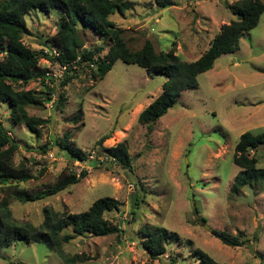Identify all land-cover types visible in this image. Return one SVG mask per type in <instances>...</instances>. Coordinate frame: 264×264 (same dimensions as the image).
Here are the masks:
<instances>
[{"label": "rangeland", "instance_id": "1", "mask_svg": "<svg viewBox=\"0 0 264 264\" xmlns=\"http://www.w3.org/2000/svg\"><path fill=\"white\" fill-rule=\"evenodd\" d=\"M125 1L129 8L124 14L114 13L109 20L123 30L129 48L139 50L150 41L155 51L174 49L181 60L193 61L209 47L222 24L236 19L231 6L239 0H173L174 5L166 8H159L155 0ZM58 20L55 11L30 10L25 15L28 33L23 43L41 54L42 40L55 33ZM78 32L85 48L108 44L91 29L79 26ZM261 69L264 12L254 28L242 33L237 50L220 55L210 70L199 74L198 87L183 90L150 132L137 116L161 93L166 76L149 75L120 59L102 79H93L95 66L85 64L76 72H65L70 79L62 87L57 84L52 95V100L59 93L64 96L61 108L55 109L52 101L28 105L29 115L46 120L38 127L39 135L23 123H13L9 104H0V122L18 143L13 161L23 163L34 177L19 183L20 188L34 194L71 171L87 172L79 182L40 200L21 202L8 196L12 217L37 226L46 207L78 213L109 196L120 205L104 217L119 231L107 236L85 234L64 244L69 255L91 257L75 264H198L192 255L195 249L221 264H264V186H245L239 194L229 193L241 170L232 161L239 136L246 131L264 133ZM45 70L58 72L42 58L34 71L36 78L22 87L45 98L46 83L37 75ZM66 132L71 146L83 150L88 161H70L55 146L54 141ZM106 134L109 138L99 146L97 140ZM122 140L132 159L131 168L121 169L101 153V147ZM44 144L49 147L43 151ZM253 153L256 167L264 168V146ZM145 226L165 227L179 237L166 243L164 254L152 258L141 244ZM211 229L233 236L241 233L246 242L238 247L223 244L211 235ZM18 262L66 264L43 241L18 240L0 249V264Z\"/></svg>", "mask_w": 264, "mask_h": 264}, {"label": "trees", "instance_id": "2", "mask_svg": "<svg viewBox=\"0 0 264 264\" xmlns=\"http://www.w3.org/2000/svg\"><path fill=\"white\" fill-rule=\"evenodd\" d=\"M159 8L174 5L173 0H155ZM129 8L125 0H2L0 1V49L3 56L0 59V104H9V114L13 123H23L30 131L39 135L38 127L46 120L31 116L26 107L31 104L50 102L55 86L47 84L45 98L31 89H24L36 78L34 73L39 60L44 58L51 62L57 61L67 65L66 72H76L83 64L87 67L95 66L92 70L93 79H102L111 70L118 59L125 63H133L146 70L149 75L162 74L166 80L162 84L161 93L143 108L137 116L140 123H146L150 132L152 124L162 117L169 108L173 107L185 89L198 87L197 76L210 70L215 60L222 54L237 50L239 39L243 32L254 28L264 12L262 0H239L231 6L236 19L222 24L218 32L209 43V47L193 61H183L175 53L169 51H155L152 43L146 41L139 50L128 47L122 36L123 30L117 28L109 16L118 13L123 15ZM32 9L45 12L55 11L59 16L57 29L54 34L42 40L41 54L27 47L22 37L28 33L25 15ZM79 26L91 29L94 33L107 41V46L85 48L79 35ZM5 43V44H4ZM107 48V49H106ZM56 49L58 56H51L44 50ZM106 49V52L101 53ZM47 70H45L46 72ZM260 71L264 72V69ZM45 72L37 75L45 81ZM70 77L64 75L59 86L66 85ZM15 86L21 87L16 88ZM64 96L58 94L53 99L56 108H61ZM81 113V112H80ZM72 119L76 122L81 114ZM109 135H103L97 140L102 145ZM71 137L66 132L57 139L55 146L62 150L70 161H88L86 153L78 147L71 146ZM264 146V133L254 134L243 132L234 146L232 161L241 168L234 177L229 188L231 195L239 194L245 186H264V168H257V159L250 151ZM49 144L40 148L44 151ZM101 153L121 169L131 168V158L125 140L115 146L103 148ZM18 150V143L7 133L0 122V249L6 248L15 241L26 243L46 242L54 253L66 264L86 261L91 257L85 254L69 255L63 250V245L78 236L90 234L92 236H107L119 231L117 225L110 223L105 217L106 211L117 210L120 202L109 196L96 199L87 210L78 213L57 212L50 207L44 208L42 222L35 226L30 222H18L11 214L8 196L15 197L21 202L36 201L54 195L69 185L79 182L86 175L83 170L77 175L69 172L60 177L51 187L29 194L18 185L30 180L33 174L23 163L15 164L13 157ZM198 217V208H194ZM202 221L205 219L200 218ZM69 229L70 231H66ZM142 247L155 258L165 253V245L170 239L178 238V234L170 232L165 227H149L142 229ZM211 235L223 244L238 247L246 239L241 233L233 236L225 230L211 229ZM198 264H221L200 249L192 252ZM22 264V263H17Z\"/></svg>", "mask_w": 264, "mask_h": 264}, {"label": "built area", "instance_id": "3", "mask_svg": "<svg viewBox=\"0 0 264 264\" xmlns=\"http://www.w3.org/2000/svg\"><path fill=\"white\" fill-rule=\"evenodd\" d=\"M45 52H48L51 56H58L59 52L56 49H45ZM49 64L54 65L56 67L57 73L52 70H47L45 72V83L49 86H56L60 83V81L63 79V75L67 70V65H61L57 61L51 62L47 59H45ZM53 95V94H52ZM53 103V100H51Z\"/></svg>", "mask_w": 264, "mask_h": 264}, {"label": "water", "instance_id": "4", "mask_svg": "<svg viewBox=\"0 0 264 264\" xmlns=\"http://www.w3.org/2000/svg\"><path fill=\"white\" fill-rule=\"evenodd\" d=\"M208 229H209V227L208 226H206Z\"/></svg>", "mask_w": 264, "mask_h": 264}]
</instances>
